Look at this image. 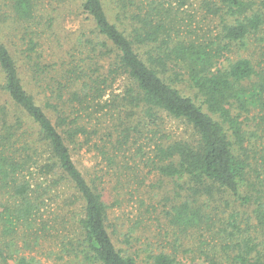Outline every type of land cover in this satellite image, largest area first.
Returning a JSON list of instances; mask_svg holds the SVG:
<instances>
[{
    "label": "trees",
    "instance_id": "1",
    "mask_svg": "<svg viewBox=\"0 0 264 264\" xmlns=\"http://www.w3.org/2000/svg\"><path fill=\"white\" fill-rule=\"evenodd\" d=\"M178 3L173 8L171 1L163 0H82L81 10L92 22L95 43L111 57L110 64L106 75L97 69L92 74L73 69L67 81L82 104L88 98H101L116 78L127 79L122 111L125 119L136 118V124L119 132V147L132 134L140 136L141 129L159 133L165 118L184 124L189 136L171 140L163 135L166 140L155 144L153 155L156 171L172 180L174 194L181 198L163 211L167 224L181 235L190 232L196 241L193 248L182 251L197 252L210 264H264V180L260 178L264 155L259 164L246 148L242 154L234 150L236 143L243 144L242 112L264 107V53L257 64L252 54L241 55L249 51L250 37L264 40L259 36L264 28V0H201L198 8L220 27L216 35L201 40L176 33L174 20L183 2ZM38 7V0H7L5 16L18 24L37 23ZM28 44L31 50L33 41ZM0 76V91L13 110L11 119L0 124V190L10 198L0 204L5 214H0V220L5 218L10 228L22 224L32 229L44 197L61 183L67 211H79L76 219L65 220L76 235L75 243L63 245V252L90 264H136L109 232L105 182L84 176L72 159L70 146L79 134L87 133L80 111L71 118L59 104L60 91L43 84L39 64L30 55L18 64L1 36ZM184 81L201 97L200 104L178 88ZM77 93H83V99ZM16 138L28 141L23 155L6 152V143L14 139L13 146ZM34 165L51 178V185L38 197L33 194L39 185L33 189L22 174ZM219 203L225 207L221 212ZM175 236L173 254H151L150 264H176L182 237ZM0 257L6 261L1 250ZM35 263L21 257L14 264Z\"/></svg>",
    "mask_w": 264,
    "mask_h": 264
},
{
    "label": "rangeland",
    "instance_id": "2",
    "mask_svg": "<svg viewBox=\"0 0 264 264\" xmlns=\"http://www.w3.org/2000/svg\"><path fill=\"white\" fill-rule=\"evenodd\" d=\"M163 1H171L173 8H177L178 2H183L178 20H174L175 26L178 22L176 33L179 36L201 40L218 33L220 27L217 20L206 16L204 10L198 8L201 0ZM6 2L7 0H0V36L16 57L18 64L22 57L30 55L44 71L43 84L60 91L63 100L59 104L65 112L72 118L80 111L81 122L87 133L79 134L74 146H70L71 156L84 176L102 178L106 184L111 225L109 232L115 245L121 248L124 254L134 257L136 264H150L151 254L162 251L173 254L175 235L179 234L180 238L182 237V248H179L175 255L176 264H210L197 252L182 251L183 248H193L196 241L190 232L181 235L178 230L173 231L174 228L168 226L163 211L169 209L175 199L181 198L174 194L177 189L172 180L162 177L154 167L157 163L153 158L155 144L166 140L162 136L165 135L171 140L184 139L189 136L190 130L176 120L165 118L159 133L153 128L152 131H149V128L141 129L140 136L132 134L128 143L122 142L119 147L116 144L119 132L136 124V118L125 119V113L122 111L121 98L127 79L116 78L109 82L101 98H88L82 104L76 100L75 94H72L76 88L71 89V84L67 81V76L73 69L88 70L90 74L97 69L101 75H106L110 64L111 57L106 56L104 50L101 51L95 43L92 22L81 10L82 0H38L37 23L29 25L6 19ZM106 3H109V0H106ZM259 36L264 39V28ZM101 39L103 38L100 37L99 40ZM29 40L34 43L31 50ZM248 42L249 51H243L241 55L249 57L252 54L257 64L261 60V53H264V40L258 41L255 37H250ZM229 57L233 59L235 56ZM1 83L0 80V85ZM177 86L183 94L200 104L201 97L189 84L184 81ZM77 95L83 99V93ZM52 102L57 104L55 99ZM47 112L50 117L53 116L50 111ZM12 114L9 99L0 91V124L3 120L8 122ZM240 120L243 122V144L241 148L239 143H236L234 150L242 154L243 148H246L249 150L248 156H255L260 164V158L264 155L261 151L264 147V107L260 106L249 113L242 112ZM253 133L256 137H251ZM0 134H3L1 128ZM15 140L13 146L14 139L6 143V152H15V156L25 154L22 148L27 146L28 141H23V138ZM230 140H233L232 136ZM109 160L117 162L118 165ZM22 174L30 181L33 189L39 185V189L33 194L34 197L43 194V190L51 185V178L41 172L39 165H34ZM260 178L264 180V173L260 174ZM60 184L57 189L49 190L44 197V205L34 218L32 229L28 230L22 224L10 228L5 218L0 220V250L6 258L4 262L0 257V264H14L21 257L32 258L35 264H90L81 256L75 257L63 252V245H67L68 241L75 243L76 235L69 220H65L71 217L76 219L78 210L73 211V207H70L72 211H67L63 201V186ZM8 199L9 196L0 190V204L5 205ZM218 205L221 212L225 208L224 204ZM242 212L248 213L247 208H242ZM0 214L5 216L1 206ZM219 263L231 264L229 261Z\"/></svg>",
    "mask_w": 264,
    "mask_h": 264
}]
</instances>
